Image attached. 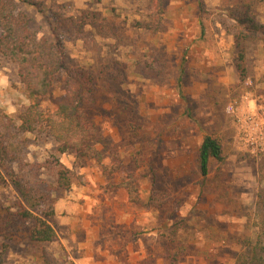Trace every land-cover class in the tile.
I'll list each match as a JSON object with an SVG mask.
<instances>
[{"label": "rangeland", "instance_id": "rangeland-1", "mask_svg": "<svg viewBox=\"0 0 264 264\" xmlns=\"http://www.w3.org/2000/svg\"><path fill=\"white\" fill-rule=\"evenodd\" d=\"M15 1L40 38L55 41L59 16L83 24L81 33L61 29L60 38L65 63L94 79L81 110L103 159L80 168L72 153L60 156L77 179L69 191L48 193L50 207L41 201L54 211L57 240L13 244L6 264H236L255 243L256 194L264 187V154L244 151L237 137L239 116L264 111V41L246 43L242 78L223 25L224 1L234 0H164L162 25L160 0H27L38 7ZM263 10L264 2L256 6L262 24ZM68 80L64 72L57 76L42 111L65 98ZM28 104L17 65L0 54V111L16 116ZM19 124L0 120V132L10 126L18 158L9 166L26 186L47 192L55 184L56 145L22 135ZM208 136L221 143L225 160L212 161L202 184L198 153ZM5 179L0 204L10 207L20 197ZM124 182L136 188L140 204L129 201ZM152 192L162 205L148 203Z\"/></svg>", "mask_w": 264, "mask_h": 264}, {"label": "trees", "instance_id": "trees-1", "mask_svg": "<svg viewBox=\"0 0 264 264\" xmlns=\"http://www.w3.org/2000/svg\"><path fill=\"white\" fill-rule=\"evenodd\" d=\"M264 0H234L231 4L224 1L227 20L223 23L226 31L232 34L237 50V70L242 78L246 77V43L264 41V24L257 20L256 6ZM29 6L38 7L34 1H25ZM160 23L164 21V0H160ZM202 12L205 8L201 5ZM60 28L54 31L55 41L39 37L30 27V18L27 14L17 11L15 0H0V54L16 64L18 77L23 92L29 102L16 116H8L0 111V120L19 122L18 131L22 135H40L51 139L56 150L52 171L55 184L48 187L47 192L35 190L26 186L22 177L15 176L9 164L18 161L13 154L10 126L0 132V186L10 179L19 194V201L10 207L0 204V264H6V253L11 245L28 242L31 245H45L53 243L58 236L50 223L54 216L53 209L43 210L41 201L45 200L49 207L53 200L48 193H62L69 191L77 176L60 162V156L72 153L75 164L82 168L87 160H94L102 164L103 155L95 142L96 130L84 116L81 105L93 91V77L83 68H72L65 63L60 31L78 32L83 30V24L73 20L58 17ZM151 26H148V29ZM159 27V26H158ZM64 72L67 81L68 93L65 98L56 104L54 110L42 111L40 101L48 96L54 87L57 76ZM80 82L85 93L73 89V80ZM224 151L221 143L211 137H205L198 153L202 184L209 176L212 161L224 163ZM4 171L6 177L2 175ZM258 179L264 181V157L259 162ZM119 187L126 189L129 201L140 204L141 198L136 188L129 182ZM168 198V196H164ZM160 197L151 193L148 203L158 206L162 202ZM165 201V200H164ZM48 207V206H47ZM256 228L257 235L254 244L247 246V252L242 253L236 264H264V187L256 194ZM178 254L169 255L175 260Z\"/></svg>", "mask_w": 264, "mask_h": 264}, {"label": "built area", "instance_id": "built-area-1", "mask_svg": "<svg viewBox=\"0 0 264 264\" xmlns=\"http://www.w3.org/2000/svg\"><path fill=\"white\" fill-rule=\"evenodd\" d=\"M238 144L252 155L264 154V111L249 110L238 117Z\"/></svg>", "mask_w": 264, "mask_h": 264}, {"label": "crops", "instance_id": "crops-1", "mask_svg": "<svg viewBox=\"0 0 264 264\" xmlns=\"http://www.w3.org/2000/svg\"><path fill=\"white\" fill-rule=\"evenodd\" d=\"M263 12H264V10H263ZM263 23H264V21H262Z\"/></svg>", "mask_w": 264, "mask_h": 264}]
</instances>
